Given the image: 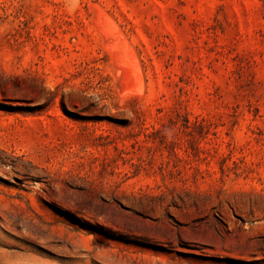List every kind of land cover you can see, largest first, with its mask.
<instances>
[{
  "label": "rangeland",
  "instance_id": "rangeland-1",
  "mask_svg": "<svg viewBox=\"0 0 264 264\" xmlns=\"http://www.w3.org/2000/svg\"><path fill=\"white\" fill-rule=\"evenodd\" d=\"M0 264H264V0H0Z\"/></svg>",
  "mask_w": 264,
  "mask_h": 264
}]
</instances>
